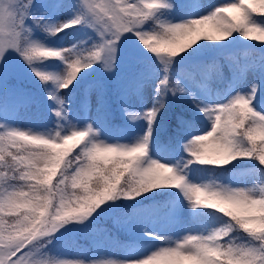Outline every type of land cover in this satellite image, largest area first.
<instances>
[{
    "label": "snow or ice",
    "instance_id": "snow-or-ice-1",
    "mask_svg": "<svg viewBox=\"0 0 264 264\" xmlns=\"http://www.w3.org/2000/svg\"><path fill=\"white\" fill-rule=\"evenodd\" d=\"M240 38L264 52V0H0V264H264V57L234 64L215 94L212 66L196 63ZM101 69L117 78L122 127L102 80L96 119L81 115ZM20 80L44 94L50 124L18 125L35 102ZM241 168L258 183L219 182ZM184 207L191 227L177 239L145 227ZM113 213L161 243L122 259L55 253Z\"/></svg>",
    "mask_w": 264,
    "mask_h": 264
},
{
    "label": "rangeland",
    "instance_id": "rangeland-1",
    "mask_svg": "<svg viewBox=\"0 0 264 264\" xmlns=\"http://www.w3.org/2000/svg\"><path fill=\"white\" fill-rule=\"evenodd\" d=\"M179 2L180 0H173L174 4ZM225 2H228V0H196L195 3L199 5H209V4L222 5ZM70 41H71V37H68L64 41V46L65 47L70 46ZM124 72L125 70L123 69L121 75H123ZM92 77H97V78L105 77L106 79H104V84H105L106 93L115 99L117 78L107 77L103 75V69L93 74ZM13 83L19 87L21 86L19 81H13ZM32 85L36 89L35 92L31 91L35 96V102L20 109V114L17 123L21 127L42 128L43 126L50 124L51 120L47 116L48 113L44 107V102H45L44 94L40 92L39 87L37 85H34L33 83ZM209 87L212 90L213 94L217 92L223 93L222 90L218 89V87L215 86L214 84H211ZM148 91L150 92L151 89H148ZM90 92L91 94L87 97V102L84 105V112L81 115L87 117L88 120H93L96 119L97 117V110L95 106L96 91L91 89ZM70 103L72 109L75 110L76 107L74 105V102L72 101ZM118 113L121 122L117 123L118 126H116L115 128L122 127V117L120 115V112ZM115 117L110 118V121L112 119L115 120L116 119ZM120 120L116 119V121H120ZM83 122L84 121L82 119L81 125L83 124ZM111 138L120 139L122 141L126 140V136L123 135H114ZM204 179H207V177H205ZM219 182L231 186L251 188L255 183H258V174L254 176L246 168H241L235 170L234 172H230L226 175L221 176L219 178ZM122 226H124L125 228L124 231L128 236V238L133 240V242H131L128 246L121 243L116 245L112 241H109L110 244L107 248L100 249L99 251H95L93 253L89 252L88 255L83 251H77L75 253H66L60 256L63 258L84 259L86 261L91 259H101V258L122 259L128 256L129 254H131L132 250H135L136 255H140L143 254L152 244L161 243V241L158 240H148L143 236L138 235L133 231H130L128 220H124L122 222ZM145 227L150 231L156 232L157 235L159 236L167 237L169 240H175L178 238V236L184 234L185 231L191 227V218H190L189 210L186 207L182 208L178 213V220L175 223H170L168 221L161 222L156 217H153L152 221ZM167 242L168 241H164V243Z\"/></svg>",
    "mask_w": 264,
    "mask_h": 264
},
{
    "label": "trees",
    "instance_id": "trees-1",
    "mask_svg": "<svg viewBox=\"0 0 264 264\" xmlns=\"http://www.w3.org/2000/svg\"><path fill=\"white\" fill-rule=\"evenodd\" d=\"M195 1L196 0H192L193 3ZM207 43L213 44L215 42L209 41ZM224 43H226V41ZM248 44L255 45V48H247L246 45ZM261 47L262 45L260 41H247L243 38H240V42L234 43L231 48L219 53H205L201 58L198 59L196 63L202 64L204 66H212L208 69L210 74L208 83L212 81L218 84L220 87H224L228 85V81L233 75L234 64L244 65L253 62L259 63L261 58L264 57V52L260 51ZM184 67L186 71H192L191 63L185 65ZM124 70L125 72L127 71L126 68ZM104 79L106 78L90 77V90L93 89L94 91H96V82L101 80L104 81ZM19 82L21 84L20 87L35 92L36 89L33 87L30 81L20 80ZM106 96L109 101V107L111 108V118L116 116L115 118L120 120L118 113L119 111L116 109V105L114 103L115 99L107 93ZM80 99L81 91L78 90L73 99L76 108L80 102ZM116 119H112L111 121L113 122L110 121L112 128H115L116 126H118L117 123L121 122V120L116 121ZM154 217H156L161 222L167 221L163 209H161L160 212ZM124 220L128 219L120 213L109 214L100 219L95 225H93L86 231L82 233H74L72 236L66 237L57 245L55 253L58 255H62L66 253L83 251L88 255L89 252L92 253L94 251H99L100 249L107 248L110 244L109 241H112L116 245L121 243L128 246L131 242H133V240L128 238L124 231L125 228L124 226H122V222Z\"/></svg>",
    "mask_w": 264,
    "mask_h": 264
}]
</instances>
